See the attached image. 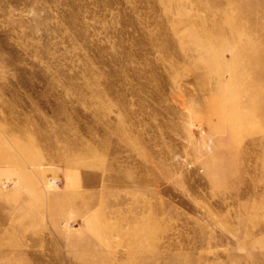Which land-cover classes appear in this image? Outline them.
<instances>
[{"label":"rangeland","instance_id":"1","mask_svg":"<svg viewBox=\"0 0 264 264\" xmlns=\"http://www.w3.org/2000/svg\"><path fill=\"white\" fill-rule=\"evenodd\" d=\"M0 264H264V0H0Z\"/></svg>","mask_w":264,"mask_h":264}]
</instances>
